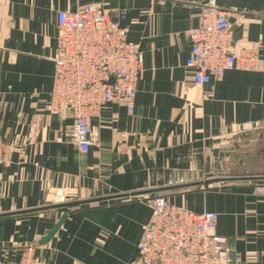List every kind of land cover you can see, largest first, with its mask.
Instances as JSON below:
<instances>
[{
	"label": "crops",
	"instance_id": "obj_1",
	"mask_svg": "<svg viewBox=\"0 0 264 264\" xmlns=\"http://www.w3.org/2000/svg\"><path fill=\"white\" fill-rule=\"evenodd\" d=\"M206 2L0 0V122L17 144L0 171V264H15L27 247L38 264H136L157 196L217 213L215 233L234 264H264V0H215L232 25V51L259 47L261 62L196 87L188 33ZM95 4L139 45L143 69L134 112L102 111L82 154L70 115L47 108L57 14ZM58 190L66 202L53 205Z\"/></svg>",
	"mask_w": 264,
	"mask_h": 264
},
{
	"label": "built area",
	"instance_id": "obj_2",
	"mask_svg": "<svg viewBox=\"0 0 264 264\" xmlns=\"http://www.w3.org/2000/svg\"><path fill=\"white\" fill-rule=\"evenodd\" d=\"M185 67L192 83L202 87L231 70L257 71L259 47L232 51L233 30L227 14L215 0L201 8L198 27L188 33ZM143 69L139 45L127 41V30L100 5L57 14V50L48 113L71 117V141L85 154L94 142L91 121L112 104L135 110L137 83ZM0 122V171L10 163L15 141L6 140ZM258 129L264 133V116ZM66 202L62 190L53 205ZM153 215L141 232L136 264H228L224 240L215 233L218 214L193 213L170 205L158 196L150 201ZM34 247H27L15 264H38Z\"/></svg>",
	"mask_w": 264,
	"mask_h": 264
},
{
	"label": "water",
	"instance_id": "obj_3",
	"mask_svg": "<svg viewBox=\"0 0 264 264\" xmlns=\"http://www.w3.org/2000/svg\"><path fill=\"white\" fill-rule=\"evenodd\" d=\"M66 218H67V213H65V214H63L61 216V218L59 219L58 223L55 225V227L53 229H51L50 231L45 232L44 236L39 241L38 245L39 246L46 245L54 237V235L57 233V231L62 226V224L64 223V221L66 220ZM228 259H229V264H234L235 263V257H234V255L230 254L228 256Z\"/></svg>",
	"mask_w": 264,
	"mask_h": 264
},
{
	"label": "rangeland",
	"instance_id": "obj_4",
	"mask_svg": "<svg viewBox=\"0 0 264 264\" xmlns=\"http://www.w3.org/2000/svg\"><path fill=\"white\" fill-rule=\"evenodd\" d=\"M158 197V196H157Z\"/></svg>",
	"mask_w": 264,
	"mask_h": 264
}]
</instances>
